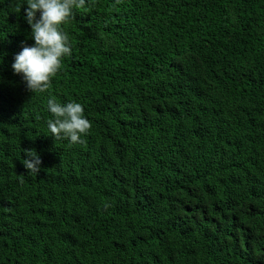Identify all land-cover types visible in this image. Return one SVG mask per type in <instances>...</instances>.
Wrapping results in <instances>:
<instances>
[{
	"label": "trees",
	"instance_id": "16d2710c",
	"mask_svg": "<svg viewBox=\"0 0 264 264\" xmlns=\"http://www.w3.org/2000/svg\"><path fill=\"white\" fill-rule=\"evenodd\" d=\"M26 8L0 0V264H264V0H86L43 93L11 68Z\"/></svg>",
	"mask_w": 264,
	"mask_h": 264
},
{
	"label": "clouds",
	"instance_id": "9594fccd",
	"mask_svg": "<svg viewBox=\"0 0 264 264\" xmlns=\"http://www.w3.org/2000/svg\"><path fill=\"white\" fill-rule=\"evenodd\" d=\"M26 4L25 19L34 43L22 46L14 56L11 68L15 74L22 75L29 91L43 93L51 87L63 58L71 55L70 37L62 25L74 19L73 10L84 8L86 0H26ZM17 11L20 12V8ZM47 109L53 117L47 120V128L54 139H67L72 144L84 142L81 137L89 133L92 125L84 115L82 104L76 101L62 104L50 97ZM25 155L24 167L37 175L42 163L39 155L34 149L25 150Z\"/></svg>",
	"mask_w": 264,
	"mask_h": 264
}]
</instances>
